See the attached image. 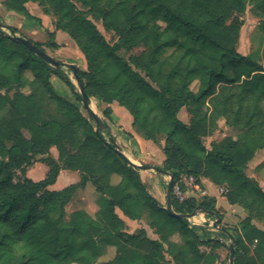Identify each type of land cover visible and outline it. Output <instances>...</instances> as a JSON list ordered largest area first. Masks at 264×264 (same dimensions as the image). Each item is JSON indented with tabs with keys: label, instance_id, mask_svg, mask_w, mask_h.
<instances>
[{
	"label": "trees",
	"instance_id": "trees-1",
	"mask_svg": "<svg viewBox=\"0 0 264 264\" xmlns=\"http://www.w3.org/2000/svg\"><path fill=\"white\" fill-rule=\"evenodd\" d=\"M248 2L255 3L256 17L264 15V0H4L2 5L38 21L26 9L33 3L52 17L55 31L65 33L82 56L86 70L78 76L85 93L125 109L143 140L157 143L161 137L164 160L156 170L170 174L173 186L185 175L223 188L227 203L247 214L234 245L253 246L251 256L235 249L233 264H264V229L254 224L264 219V192L245 174L257 151L264 150V66L236 51ZM88 17L113 33L115 42L107 43ZM7 28L9 34L0 30V113L7 108L13 119L0 124V155L7 154L0 158V264H78L82 254L98 264L99 244L115 251L112 260L100 264H165V256L173 264H212V255L198 248L209 241H201L188 220L165 214L139 169L117 151L107 126L103 123L106 131L97 136L89 115L54 95L51 76L81 103L62 67L49 66L13 41L17 30ZM48 37L47 47L58 49L54 32ZM31 42L43 50L42 43ZM134 49L141 51L130 54ZM166 49L173 52L163 61ZM182 109L187 124L178 117ZM103 115L110 117L111 110L106 107ZM219 120L242 131L235 140L225 137L206 148L203 139L213 135ZM38 156L44 157L45 177L14 182L15 172ZM60 170L77 172L79 181L51 191ZM85 188L96 195L94 217L82 209L66 215L75 191ZM171 206L177 214L201 207L220 218L215 208L194 199L172 198ZM118 213L129 221L145 219L157 239L144 228L127 232ZM174 235L179 244L170 241Z\"/></svg>",
	"mask_w": 264,
	"mask_h": 264
},
{
	"label": "rangeland",
	"instance_id": "rangeland-1",
	"mask_svg": "<svg viewBox=\"0 0 264 264\" xmlns=\"http://www.w3.org/2000/svg\"><path fill=\"white\" fill-rule=\"evenodd\" d=\"M255 3L254 2H248L246 5V9L243 15L240 16V19L242 20L243 24L239 32V39L236 45V51L243 55L248 56L251 59H253L255 62L260 64L261 66H264V61L262 59V47L264 46V32L262 31V27L264 28V15L256 17L254 15L253 7ZM94 25L96 26L97 30L101 33V35L104 37L107 43L112 44L116 40V36L111 32H106L99 21H97L94 18L88 17ZM29 22L30 26L34 27V29L37 31V38L42 41V49L45 51L46 54H48L51 58L54 60L61 62V63H67V64H73L78 67V69L83 72L85 71V65L84 61L80 59V61L77 59V57L81 58V55L79 54L78 50L76 49L74 43L71 41V39L65 34V33H59L60 37L58 39V42L62 43L63 45L60 46L59 52H55L52 49L48 48V43L51 42V39L48 37V29L51 28L54 23V19L50 16H47L45 19L44 25H38V22L34 20H26ZM0 22L4 24L2 19L0 18ZM14 25H17L16 22H14ZM26 29V28H25ZM17 30V29H16ZM5 33L9 34L7 30L4 31ZM17 36L22 37V33L17 30V33L15 34ZM141 51V49H134L130 52V54H138ZM173 50L166 49L163 50L160 54V58L163 61H167L169 56ZM17 60L15 59L12 62V65L14 66L16 64ZM64 74L68 78V80L74 85L76 91L78 92L75 80L73 78V75L71 71L67 68H62ZM26 78L31 79V74L26 73ZM50 84L52 87V90L54 92V95L59 98L61 101H66L74 104L80 113L84 117H88L87 112L83 109L82 104L75 100L73 93L71 90L60 80H58L55 76L50 77ZM191 89L193 91L197 90V83H194L191 86ZM24 92H27V89L24 90ZM3 93V92H1ZM12 93H10L11 95ZM54 106L56 104H53ZM91 108L93 111L99 116V118L102 120V122L109 128V126H114L113 121L110 117H107L106 115H103V110L101 109L99 103L94 99L91 98ZM120 110H122L124 114L125 120H132L131 116L123 109L122 107H118ZM186 110L183 109L182 113L179 112L178 117L181 121L185 118ZM12 115L8 112L7 108L4 109L0 113V124L5 123L7 121L12 120ZM93 126L95 127L94 123L92 122ZM124 124V122H123ZM242 130H238V128L229 127L227 125H224L222 120L218 121V129L213 133V135L204 138L203 142L206 148H209L210 142L215 141L219 142L221 139L225 137H230L232 139H237L238 135L241 133ZM137 135L140 136L139 132H135ZM20 134L25 138L29 139V134L21 129ZM141 137V136H140ZM104 138L106 139V133H104ZM142 138V137H141ZM162 139L159 137L158 142L154 143L156 145L161 144ZM11 146V143L6 142V149H8ZM161 148V146H160ZM121 152V151H120ZM55 152H50L51 156L54 155ZM161 156L164 157L163 152L156 151L154 155H152L151 161H148L147 163L136 161L137 164L140 165H146L155 169H161L162 163ZM1 159H6L7 154L6 152L2 153L0 155ZM43 156H38L34 158L28 166L24 167L22 171H16L14 176V182L22 181L24 178H29L32 181H39L40 179H36L37 176L46 175V171L48 170L46 167V164L41 162L43 160ZM158 164V165H154ZM145 171V170H141ZM151 178L159 183L150 185V189L152 192L159 196V202L161 206H165L166 203V190H167V181L168 178L163 173H158L157 171H148ZM69 175L72 178V181L77 182L79 180V175L76 172L71 171H64V175ZM245 174L249 177V179L255 183L263 192H264V150L257 151L254 159L248 164L247 169L245 171ZM63 176H60L59 180L57 181L55 187H59L61 182L63 181ZM42 177V178H43ZM184 175H181L175 182V185L179 186L178 192L179 195H176L172 191L171 200L172 198L177 201L178 203H182L188 199H194L197 203H205L209 204L211 207L215 208V210L220 214V222L217 223V226H214L215 218L204 214L202 212L196 211L195 217L188 220L189 224L192 223L201 225L200 228H194V231L198 235L201 241H209V245L200 244L199 250L201 252L211 254L213 261L212 264H228V246L231 243V238L235 240L239 236V229H240V222L247 216V214L244 212V210L240 206H230L224 199H221L220 196H223L225 193V190L221 187H213L211 188V191L209 192V195L204 194V189L202 188V185L200 184V181L193 178V180H184ZM113 182H117L118 178L113 177ZM194 184H197L198 189H194ZM85 197L87 199V203L82 207V210H85L91 217H94L95 213L98 210V206L96 205V195L93 193V191L86 192ZM213 200V201H212ZM216 200H218V203L216 205ZM81 203L80 200H78L77 197L71 201V203L67 206V213L78 209ZM119 217H121L125 224V230L129 233L135 231L139 228H144L146 230L147 236L151 239H157V236L153 233V230L150 229L145 221V219L140 221H132L131 223H128L127 219L122 217L120 213H118ZM67 219V218H65ZM254 224L261 229H264V219L262 221H254ZM192 227V225H191ZM221 228H224L226 233L230 234L231 238L227 236V234L221 230ZM170 241L174 244H179L180 239L177 235H174L170 238ZM99 251L101 253V257L98 259V264L107 262L113 259L115 251L113 248H105L103 245L99 244L98 246ZM237 249L240 253L246 252L248 256L252 255L253 246H247V250L244 248H236L234 245V250ZM14 253L16 257L20 256V251L18 248H14ZM78 264H91V259L87 254H82L78 259ZM165 264H173L168 256H165Z\"/></svg>",
	"mask_w": 264,
	"mask_h": 264
},
{
	"label": "crops",
	"instance_id": "crops-1",
	"mask_svg": "<svg viewBox=\"0 0 264 264\" xmlns=\"http://www.w3.org/2000/svg\"><path fill=\"white\" fill-rule=\"evenodd\" d=\"M3 1L4 0H0V18L4 22L5 26H9V27H13V28L17 29L18 31H20V33H22V37H24V38H27L33 42L43 43L42 41H40L37 38V31L34 29V27L30 26L29 22L26 21V19H24L22 16L14 13L12 11H7L4 8V6L2 5ZM26 9L32 17L38 19V21H36V22H38V25H42V26L44 25L45 19L47 18V16L43 15L41 9L36 4L27 3ZM14 22H16L17 25H14ZM51 26L52 27L48 29V33L54 32V42L58 46V49H52V50L55 52H59L58 50H60L59 49L60 46L63 45L62 43L58 42V39L60 37L59 33H62V32L55 31L54 24ZM77 59L79 61H80V59L83 60L82 56H81V58L77 57ZM99 105H100L101 109H105L106 107H108L111 110L110 118L113 121L114 126H109L108 132L111 135V137L114 139L116 146L119 148L121 153L127 159H129L130 161H132L134 163H136V161H141V162L147 163L148 161H151L152 155H154V153L156 151H158V153H160V151H161L160 146L162 145V143L156 145L153 142L143 140L139 135H137L132 128V120H130V121L127 119L125 120L124 114H123L122 110H120L118 108L119 106L117 105L116 102H113L109 106L104 105V104H100V103H99ZM182 110L180 111V113H182ZM184 114H185V116H184L185 118L183 119L182 122L187 124L189 121V117H188L187 113H184ZM123 122H124V124H123ZM53 150L55 152L54 155H56V156H52V157L54 159H56L57 158L56 150L54 148H51L50 152L52 153ZM163 160H164V157L161 156L160 162L162 163ZM154 165H158V164H154ZM64 171H68V170H60L59 171L56 182L53 185L48 187L49 190L60 191L69 185L76 184L79 181V180L77 182L72 181L71 176H69L67 174L63 176ZM148 171L149 170H145V171L139 170L140 178H141L142 182L146 185L149 193L159 202V196L155 195L152 192V190L150 189V185H154V184L159 185V183L155 182L151 178V176L148 174L149 173ZM71 172H73V171H71ZM60 176H63V181L61 182L59 187H55ZM42 177H43V175H40V176H37L36 179L41 178V180H42L44 178V177L43 178ZM200 184L202 185V188L204 189L203 192L206 195H209L211 188L215 187L208 180L203 179V178L200 179ZM87 191H88V193L91 192V190L89 188H85L84 190L78 189L75 191V193L73 194L69 203L65 206L66 215H69L71 213L70 212L68 214L66 209H67V206L71 203V201H73V199L75 197H77L78 200H80V202H81V203L78 202L80 207L76 210H81L82 207H84V205L87 203V199L85 197V194ZM220 198L224 199L226 201L225 197L220 196ZM217 203H218V200H216V205H217ZM230 206H235V205H230ZM76 210H74V211H76ZM127 221H128V223L132 222L129 220H127Z\"/></svg>",
	"mask_w": 264,
	"mask_h": 264
},
{
	"label": "water",
	"instance_id": "water-1",
	"mask_svg": "<svg viewBox=\"0 0 264 264\" xmlns=\"http://www.w3.org/2000/svg\"><path fill=\"white\" fill-rule=\"evenodd\" d=\"M0 30L1 31H5V30L8 31V28H7V26L0 23ZM10 38L13 41H16V42H19L20 44H22L27 50H29L32 54H34L37 58H39L43 62L47 63L49 66H51L53 68L62 67V68L69 69L73 75L74 80H75V83H76V86L78 89V94L81 97L82 107L87 112V114L90 116V118L92 119V122L95 125L96 135L100 136L101 135L100 132L106 131V127L103 124L102 120L99 118V116L90 107L91 98L84 91L83 84L80 81L79 76H78L79 69L77 66H75L73 64L61 63V62L54 60L53 58H51L43 50L39 49L35 44H33L28 39L22 38V37L17 36V35H12V36H10ZM117 151H120L118 147H117ZM121 155L124 157L127 164L133 168H137L139 170L157 171L158 173H163L164 175L167 176L168 181H167V190H166V203H165V206L163 207V211L165 212L166 215H168L169 217L175 218L177 220H180V221H182L184 219L189 220V219L195 217L196 212H194L190 215H182V214H177L172 210L171 195H172V188H173V178L170 174H168L164 171H160V170L158 171L155 168H152V167H149L146 165H140V164L134 163V162L130 161L129 159H127L122 153H121ZM196 211H199V212H202L204 214H207V215L214 217L215 218L214 226H217V223L220 222V218L214 212L205 211L201 207H197ZM191 225L194 227H197V228L201 227V225L195 224V223H192ZM226 234L228 237L231 238L230 234H228V233H226ZM228 252H229L228 264H233L235 252H234V240L232 238H231V243L228 246Z\"/></svg>",
	"mask_w": 264,
	"mask_h": 264
},
{
	"label": "built area",
	"instance_id": "built-area-1",
	"mask_svg": "<svg viewBox=\"0 0 264 264\" xmlns=\"http://www.w3.org/2000/svg\"><path fill=\"white\" fill-rule=\"evenodd\" d=\"M184 176H185V175H184ZM186 178H187L188 180H193V178H192V177H189V176H185V177H184V180H186ZM178 189H179V186H178V185H177V186L174 185L173 188H172L173 193L176 194V195H179ZM194 189H198L197 184H194Z\"/></svg>",
	"mask_w": 264,
	"mask_h": 264
},
{
	"label": "bare ground",
	"instance_id": "bare-ground-1",
	"mask_svg": "<svg viewBox=\"0 0 264 264\" xmlns=\"http://www.w3.org/2000/svg\"><path fill=\"white\" fill-rule=\"evenodd\" d=\"M90 107H91V105H90ZM92 109V108H91ZM93 110V109H92Z\"/></svg>",
	"mask_w": 264,
	"mask_h": 264
}]
</instances>
